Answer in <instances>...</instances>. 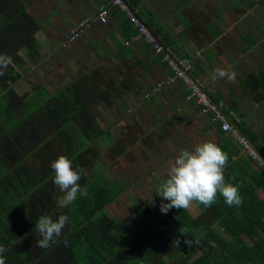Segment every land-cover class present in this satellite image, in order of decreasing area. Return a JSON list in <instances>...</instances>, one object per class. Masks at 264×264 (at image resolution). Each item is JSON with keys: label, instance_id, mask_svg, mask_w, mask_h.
<instances>
[{"label": "trees", "instance_id": "obj_1", "mask_svg": "<svg viewBox=\"0 0 264 264\" xmlns=\"http://www.w3.org/2000/svg\"><path fill=\"white\" fill-rule=\"evenodd\" d=\"M37 30L20 0H0V54L11 58L0 76V221L7 225L1 232L6 259L16 264L20 254L30 264L35 258L40 264H58V256L59 264H264V164L244 153L250 162H242L246 172L236 171L233 158L241 148L229 133L217 146L228 155L224 177L239 184L235 185L242 199L239 206H228L217 194L210 207L196 202L201 210L196 218L185 209L172 208L154 219L137 205L122 221L106 213L122 187L118 180L106 181L93 155L92 144L110 138L91 112L90 105L103 93L97 80L78 79L55 90L37 86L22 96L16 93L26 72L20 52L35 58ZM243 82L254 86V92L264 88V76L249 75ZM254 99L263 102L264 90ZM233 124L264 158V130L253 131L244 120ZM60 155L72 161L80 187L88 192L64 208L58 206L63 193L54 185L50 167ZM42 215L53 221L65 215L68 221L56 242L49 249L34 248L31 259L30 245L24 244L32 240L37 247L35 223ZM197 252L200 255L193 259Z\"/></svg>", "mask_w": 264, "mask_h": 264}, {"label": "crops", "instance_id": "obj_2", "mask_svg": "<svg viewBox=\"0 0 264 264\" xmlns=\"http://www.w3.org/2000/svg\"><path fill=\"white\" fill-rule=\"evenodd\" d=\"M20 1L38 25V30L34 34L38 48L35 60H30L26 51L20 52V56L29 60L30 65H25L26 72H22L23 78L20 80L26 83V90L22 94L16 92L18 95L22 96L31 92L34 87L43 86L30 78L37 76L39 79L40 73H43L41 70L34 71L32 76L29 75L30 67L32 69L36 65L39 66V58L56 60L53 74L58 87L78 79L97 80V85L103 93L95 98V105L91 104L90 107H97L98 103L111 105L114 98L121 100V105L125 107L122 100L125 94L129 96L138 91L148 94L169 73L161 55L156 54L151 46L143 41L133 40L136 30L123 15L108 4V0ZM124 2L153 34L155 32L159 34L154 35L166 49L176 56L193 60V77L210 98L213 97L218 101L216 102L219 111H222L232 123L233 120H244L253 131L260 128L264 130V101L256 102L254 99V95L262 92L264 88L256 89L254 92V86L243 85L244 78L249 75L257 78L264 76L262 64L264 21L258 17L262 9L264 10L262 2L258 0L256 2L253 0H124ZM100 6H109L108 22L105 25L94 22L75 43L62 48L64 36L79 21L93 18ZM217 68L234 71L236 73L234 81L226 78L213 81L211 77L214 69ZM113 74L114 76H111ZM43 75V81L53 83L50 74ZM26 78L33 81V85L27 84L29 80L26 82ZM146 93L142 95L144 100L141 99V102L147 104L151 119L156 120L155 117L158 118L169 112H174L178 116V120L174 119V124L176 123L174 127L167 124L169 122H165L167 125H164L163 131L170 133L169 136L173 134L169 141L176 136L186 139L178 147L179 149L165 148L164 158L156 164L158 169L165 167L166 163H171L168 166H172L182 147L184 150H189L192 146L191 150H193L197 144L205 141H212L218 145L227 136L228 133L221 132L220 124L212 121L211 113L204 115L195 103L184 101L186 91L180 84L166 87L145 99ZM228 98L234 101L245 98L248 104H244V107L250 106L252 109H246L247 112L245 113L244 110L242 113L240 106L238 109L229 103L226 106ZM233 109L238 111L236 119L231 114V112L235 114ZM226 110L229 113H225ZM120 111H123V108H120ZM191 137L195 139L194 142L188 141ZM244 155L241 150L233 161L236 171L241 170L245 174L246 168H242L244 166L242 162L246 161ZM245 163L250 162L247 160ZM230 175L234 176L231 173ZM165 179L166 177H163V180ZM224 179L225 183L230 184L225 177ZM6 226L0 221V245L5 249L7 244L1 241V232L5 233L3 227ZM24 245L26 247L30 245L29 256L32 259L34 248L38 246L36 247L32 240L30 244L26 242ZM3 256L5 264H13L12 258L6 259L5 252ZM23 257L24 255L20 254L16 256L14 259L16 264H30L31 261L27 258L21 260ZM59 258L58 256V264ZM33 264H40L39 259L35 258Z\"/></svg>", "mask_w": 264, "mask_h": 264}, {"label": "rangeland", "instance_id": "obj_3", "mask_svg": "<svg viewBox=\"0 0 264 264\" xmlns=\"http://www.w3.org/2000/svg\"><path fill=\"white\" fill-rule=\"evenodd\" d=\"M34 22L36 23L35 20ZM35 41L37 40L35 39ZM21 55L23 54L21 53ZM40 55L43 56L42 53ZM50 59L39 58V66L36 65L32 69L30 67L29 75L32 76L34 71L41 70L43 73H40L39 79L37 76L30 78L37 81L36 83L54 90L58 87L55 81L56 77L53 74L55 72L56 60ZM28 61L25 59L26 66L30 65ZM57 61L62 62L59 59ZM44 73L51 75L50 78H52L53 83L43 81ZM111 76H114V74ZM28 80L29 78L25 79L26 82ZM28 83L33 85V81L29 80ZM25 85V82L20 81L15 87L16 92L18 94L24 93L26 90ZM143 93L138 91L131 93L129 96L125 94V98L123 96L122 99L125 107L121 105V100L114 98L111 105L98 103L97 108L94 106V108H91L97 126L110 136V138L104 136L100 140L98 139L100 144H92L93 155L95 156L99 170L107 176L108 179L106 181L118 180L122 187V193L105 208L106 213L117 221L130 217L129 208L134 205L141 206L147 215L154 219L158 215H166V213L160 211V206L162 203H168V201L163 200L156 194V188L163 181V177H166L167 171L171 167L168 165L171 163L164 164L165 167L161 169H158L156 164L164 158L165 148L171 150L177 149L186 140L184 137L176 136L175 139L169 141L173 137V134L169 136L170 133H165L163 131L164 125L176 126L174 119L178 120V116L174 112H169V114L160 115L158 118L155 117L156 120L151 119L147 104L141 102V99H143L142 95L144 96L146 92ZM144 98H149V93H146ZM226 101V106L228 103L237 109L240 106L242 113L244 110L246 113V109H252L250 106L244 107V104H248L245 98L240 101L228 98ZM120 108H123V111H120ZM232 111L235 113L231 112L233 118H238V111L235 109ZM226 113H229V111L226 110ZM166 121L169 123L166 124ZM188 141L194 142L195 139L191 137ZM191 149L192 146L189 151ZM182 150H184V147L179 150V153ZM86 173L88 175L91 174L90 170H86ZM235 183L234 185H239L238 182ZM185 211L190 217L196 218L201 210L196 202H193ZM136 227L138 230L142 228L140 222L136 224ZM199 255L200 252H197L192 258L195 259Z\"/></svg>", "mask_w": 264, "mask_h": 264}, {"label": "clouds", "instance_id": "obj_4", "mask_svg": "<svg viewBox=\"0 0 264 264\" xmlns=\"http://www.w3.org/2000/svg\"><path fill=\"white\" fill-rule=\"evenodd\" d=\"M11 63V58L0 54V76ZM236 73L225 69H214L212 80L224 79L234 81ZM228 155L216 143L205 141L197 144L193 150H182L168 169L166 179L156 188V194L168 203H162L160 211L166 213L172 208L188 209L193 202L210 207L217 200V194L223 197L228 206H239L242 199L239 189L233 184L225 183L224 168ZM54 172L53 183L63 193L58 199L59 207H68L80 196H87L86 188H81L78 171L72 167V161L64 155L58 156L50 164ZM68 221V217L60 215L55 221L50 216L42 215L35 223L36 234L40 239L37 246L43 249L51 247L59 238ZM185 243L191 245V240ZM0 245V264H5Z\"/></svg>", "mask_w": 264, "mask_h": 264}, {"label": "built area", "instance_id": "obj_5", "mask_svg": "<svg viewBox=\"0 0 264 264\" xmlns=\"http://www.w3.org/2000/svg\"><path fill=\"white\" fill-rule=\"evenodd\" d=\"M108 4L115 8L119 14L123 15L134 27L136 35L133 40L143 41L145 44L151 46L156 54L161 55L162 61L166 64L169 72L168 75L155 85L150 91L149 96L159 93L160 90L166 87L180 84L186 91L184 96V101L186 103H195L202 114L211 113L213 115L212 121L220 124V130L222 132L231 134L236 145H238L245 154L255 162L263 164L254 150L251 149L249 142L236 133L231 125L223 118L218 107L211 103L206 93H204L197 84L192 81L190 76H193L194 73L193 60L187 57L176 56L165 47L163 48L157 44L147 27L139 22L132 10L123 2V0H108ZM109 16V6H100L93 18H87L76 23L73 29L64 36L62 47L67 48L68 45L75 43L94 22L105 25L108 22Z\"/></svg>", "mask_w": 264, "mask_h": 264}, {"label": "water", "instance_id": "obj_6", "mask_svg": "<svg viewBox=\"0 0 264 264\" xmlns=\"http://www.w3.org/2000/svg\"><path fill=\"white\" fill-rule=\"evenodd\" d=\"M123 2H124V0H123ZM125 3V2H124ZM135 15V14H134ZM138 19V18H137ZM139 20V22H141L142 24H143V22L140 20V19H138ZM146 26V25H145ZM147 27V26H146ZM147 29L149 30V32H150V34L152 35V37L154 38V40H155V42L157 43V44H159L160 46H162L163 48H164V46L162 45V43L158 40V38L153 34V32L147 27ZM191 77V79H192V81L194 82V83H196L197 84V86L204 92V93H206V95L209 97V95H208V93L204 90V88L202 87V86H200L199 85V83L195 80V78L193 77V76H190ZM209 99H210V101H211V103H213L215 106H217L213 101H212V99L209 97ZM221 113V115L223 116V118L231 125V127L236 131V133L240 136V137H242V138H244L245 140H247V138L244 136V134L235 126V124H233L232 123V121L224 114V113H222V111L220 112ZM248 141V140H247ZM249 145H250V147H251V149H253L254 150V152L256 153V155L259 157V159H260V161L264 164V158L259 154V152L256 150V148L254 147V145H252V144H250L249 143Z\"/></svg>", "mask_w": 264, "mask_h": 264}, {"label": "flooded vegetation", "instance_id": "obj_7", "mask_svg": "<svg viewBox=\"0 0 264 264\" xmlns=\"http://www.w3.org/2000/svg\"><path fill=\"white\" fill-rule=\"evenodd\" d=\"M254 2H256L257 0H253ZM260 3L262 2V4H264V0H258ZM253 2V3H254ZM258 17L262 20V21H264V10L262 9V13H261V15H258ZM263 66H264V60H263ZM264 69V68H263ZM244 83V82H243ZM244 85V84H243ZM246 89V88H245Z\"/></svg>", "mask_w": 264, "mask_h": 264}]
</instances>
